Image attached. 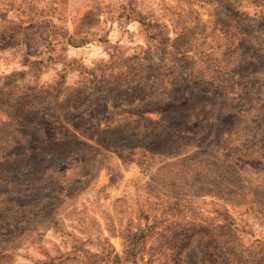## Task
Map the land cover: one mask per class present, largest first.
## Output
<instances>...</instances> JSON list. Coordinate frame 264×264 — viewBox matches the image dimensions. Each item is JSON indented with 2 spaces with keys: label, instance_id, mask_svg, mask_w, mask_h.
Here are the masks:
<instances>
[{
  "label": "rangeland",
  "instance_id": "rangeland-1",
  "mask_svg": "<svg viewBox=\"0 0 264 264\" xmlns=\"http://www.w3.org/2000/svg\"><path fill=\"white\" fill-rule=\"evenodd\" d=\"M227 222L264 264V0H0V264H199Z\"/></svg>",
  "mask_w": 264,
  "mask_h": 264
},
{
  "label": "trees",
  "instance_id": "trees-1",
  "mask_svg": "<svg viewBox=\"0 0 264 264\" xmlns=\"http://www.w3.org/2000/svg\"><path fill=\"white\" fill-rule=\"evenodd\" d=\"M148 137L155 138L156 140H159L161 142L160 148L162 146L166 145H172L175 141V137H179L181 134H177L175 132H171L168 129H160L155 132H148L146 133ZM172 155L174 153L172 152ZM181 160L189 161L191 159L187 158L186 156L183 157ZM202 160H199L201 162ZM205 161L208 163V165H214L209 163V160L206 158ZM229 163V160L227 162H222L221 164L224 165L226 168L232 167ZM238 176L236 175L235 178ZM196 227L199 226L195 225ZM225 226V230L223 232V235L220 237V239L213 240V238L208 237L203 242L204 250L201 255L199 264H226L227 262L231 263L234 261V230L235 228L231 226V223L227 222L223 224V227Z\"/></svg>",
  "mask_w": 264,
  "mask_h": 264
}]
</instances>
